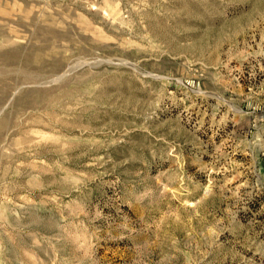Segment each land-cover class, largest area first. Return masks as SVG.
<instances>
[{
  "label": "rangeland",
  "instance_id": "374dc122",
  "mask_svg": "<svg viewBox=\"0 0 264 264\" xmlns=\"http://www.w3.org/2000/svg\"><path fill=\"white\" fill-rule=\"evenodd\" d=\"M0 122V264H264V0H0Z\"/></svg>",
  "mask_w": 264,
  "mask_h": 264
},
{
  "label": "bare ground",
  "instance_id": "6f19581e",
  "mask_svg": "<svg viewBox=\"0 0 264 264\" xmlns=\"http://www.w3.org/2000/svg\"><path fill=\"white\" fill-rule=\"evenodd\" d=\"M1 123V122H0ZM2 125H3V122H2ZM0 131H2V130H0Z\"/></svg>",
  "mask_w": 264,
  "mask_h": 264
}]
</instances>
